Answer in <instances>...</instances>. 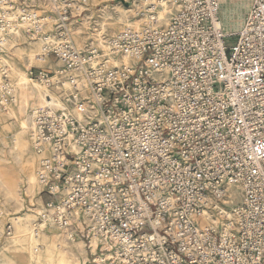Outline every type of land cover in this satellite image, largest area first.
<instances>
[{
    "label": "built area",
    "instance_id": "2783aa9c",
    "mask_svg": "<svg viewBox=\"0 0 264 264\" xmlns=\"http://www.w3.org/2000/svg\"><path fill=\"white\" fill-rule=\"evenodd\" d=\"M89 6L0 0V50L19 28L42 41L38 58L55 65L28 76L63 104L33 113L34 235L52 224L88 244L91 264H264V0L235 34L220 0H139V25L111 37L108 55L73 39ZM14 99L1 64L0 120Z\"/></svg>",
    "mask_w": 264,
    "mask_h": 264
},
{
    "label": "rangeland",
    "instance_id": "374dc122",
    "mask_svg": "<svg viewBox=\"0 0 264 264\" xmlns=\"http://www.w3.org/2000/svg\"><path fill=\"white\" fill-rule=\"evenodd\" d=\"M138 2L139 0H90L89 9L83 14L82 20L73 25V32H76L73 33L75 44L81 49H86L91 45L101 50L105 49L98 39H103L105 45L106 41L124 27L139 25L136 13ZM220 3V20L225 30L228 33L237 30L241 23L239 21L242 19L243 26L250 0H220ZM19 30L23 37L15 39V44H12L14 46L10 50H0V59L4 60L3 64L10 67L11 78L15 86L17 83L20 99L17 103L18 97L15 91L16 102L12 110L8 117L0 120V206L5 213L0 225L2 226L0 227L2 234L0 236V264H59L65 254L71 255L78 264H85V262L91 264L93 259L91 250L82 240H77L75 243L70 241L62 230L55 226L48 225L50 231L48 229L43 234L47 235L46 238L42 236L39 239L36 238L31 230L38 212L41 208L44 210L43 200L39 195L41 187L36 176L40 158L33 147L30 127L31 111L39 106L33 96L37 92H43L46 97L47 90L50 94L57 96L58 91L56 88L47 87L37 81L36 83L24 81L23 77L28 75L31 68L47 69L55 64L40 60L38 55L42 52V45L31 43L32 41L28 39L25 32L21 28ZM234 40L233 35L228 39L229 44H232ZM30 93L33 96L29 98L27 95L30 96ZM22 135L26 140V148L20 154L15 137L20 139ZM26 166L32 168L36 178L34 184L28 182ZM13 188L15 193L12 192ZM235 199L239 202L241 196L236 195ZM40 216L38 215L36 221ZM7 222L13 223L14 231L11 235L7 234ZM30 224H32L31 227ZM25 230L29 233L24 235L22 231ZM47 247H52L53 250L50 258L45 252Z\"/></svg>",
    "mask_w": 264,
    "mask_h": 264
},
{
    "label": "bare ground",
    "instance_id": "6f19581e",
    "mask_svg": "<svg viewBox=\"0 0 264 264\" xmlns=\"http://www.w3.org/2000/svg\"><path fill=\"white\" fill-rule=\"evenodd\" d=\"M249 9V8H248ZM168 13H169V15H168ZM173 13V9H172V7L171 6H169V5H165V7H164V11L161 13V23H162V25H168V23H169V21H170V17H171V14ZM242 21H243V19H242ZM242 21L240 20L239 22H241L240 23V25H239V28L237 29V30H235V31H232V33H237V32H239L240 31V29L243 27L242 26ZM137 24V23H136ZM243 25H244V23H243ZM135 26H138V25H135ZM75 30V29H74ZM75 32V31H74ZM76 33V32H75ZM74 33V34H75ZM117 34V33H116ZM20 37H23V34H22V32L19 30V29H16V30H14V31H12L6 38H5V40H4V43L2 44V49H7V50H10V48L12 47V46H14V45H12V44H15V42H14V40L15 39H18V38H20ZM102 40V41H101ZM98 41L100 42V45H102L105 49H102L103 51H104V53L106 54V55H108L109 54V47H108V41H106L105 42V45H104V41H103V39H98ZM31 43H40L41 45H42V49H43V44H42V41H35V42H31ZM3 61L4 60H1L0 59V65L1 64H3ZM113 62H114V64L115 65H121V64H126L127 63V60L126 59H114L113 60ZM10 71H11V69H10ZM28 76V75H27ZM27 76H25V77H23V79H24V81H31V82H34V83H36V81L35 80H33L32 78H30V77H27ZM29 79V80H28ZM38 83V82H37ZM13 86H14V94H15V91H17V97H18V101H17V103H19V90H18V87H17V83H16V86H15V84H14V82H13ZM42 86V85H41ZM16 88V89H15ZM47 90V89H46ZM27 94V93H26ZM29 98L30 97H32L33 95L30 93V96H29V94L27 95ZM27 98V97H26ZM14 101L16 102V96H15V99H14ZM26 101H28V100H26ZM43 103H45V105H42ZM18 105V104H17ZM37 105H39V106H36L32 111H31V122H30V127L32 126V118H33V113H34V111L35 110H37V109H39V108H42V107H45V106H49V107H51V108H53V109H61L62 107H63V104H62V102L58 99V97L56 96V95H54V94H50L49 93V91L47 90V95H46V97H42V98H40L39 99V101H38V104ZM12 110V109H11ZM10 110V111H11ZM10 113V112H9ZM24 124V123H23ZM24 126V125H23ZM29 130H30V128H29ZM16 138V145H17V148H18V150H19V153L20 154H22L23 153V149L24 148H26V140H25V138H24V136L22 135L21 137H20V139H18L19 137H15ZM27 168H26V174H27V179H28V182L30 183V184H34L35 182H36V178H35V176H34V174H33V172H32V168L31 167H29V166H26ZM37 173V172H36ZM37 176V175H36ZM38 179V178H37ZM13 190V191H12ZM11 191L13 192V193H15V190H14V188L12 189ZM230 191H231V198H232V202L234 203V202H238L236 199H235V196L237 195V196H241V192H240V189H239V187H231V189H230ZM44 213V210H42V208H41V210L38 212V214H37V217H38V215H42ZM36 217V218H37ZM36 218L33 220V225L32 224H30L29 226L31 227V225H32V231H33V234H34V226H35V222H36ZM18 219V218H17ZM49 226H53L52 224L51 225H49ZM49 226H47L46 227V229L39 235V237H38V239L40 238V236H42V237H44V238H46L47 237V235H43L44 233H46L47 231H48V227ZM0 227H2V226H0ZM27 227H28V225H27ZM26 228V227H25ZM49 231H50V229H49ZM22 233L25 235V234H28L29 232L28 231H22ZM1 234V233H0ZM35 236V235H34ZM60 236V235H59ZM37 238V237H36ZM78 241H81V240H78ZM75 242H77V240H74V243ZM83 242V241H82ZM45 252H46V255L48 254V258H50V256L53 254V250H52V247L50 248V247H47V249L45 250ZM64 258L60 261V263L59 264H78L74 259H73V257L71 256V255H69V254H65L64 256H63ZM39 263V262H38Z\"/></svg>",
    "mask_w": 264,
    "mask_h": 264
},
{
    "label": "crops",
    "instance_id": "0c3cea01",
    "mask_svg": "<svg viewBox=\"0 0 264 264\" xmlns=\"http://www.w3.org/2000/svg\"><path fill=\"white\" fill-rule=\"evenodd\" d=\"M33 44H36V43H33ZM23 83H24V82H23ZM24 84H26V83H24ZM33 97H34L33 99L38 103L39 99L42 98V97H45V96H44L43 92H42V93H41V92H39V93L37 92V93L35 94V96H33ZM35 97H36V98H35ZM31 102H32V101H31Z\"/></svg>",
    "mask_w": 264,
    "mask_h": 264
}]
</instances>
